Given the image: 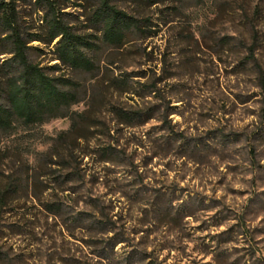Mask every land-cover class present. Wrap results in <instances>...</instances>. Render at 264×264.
<instances>
[{
    "label": "rangeland",
    "instance_id": "rangeland-1",
    "mask_svg": "<svg viewBox=\"0 0 264 264\" xmlns=\"http://www.w3.org/2000/svg\"><path fill=\"white\" fill-rule=\"evenodd\" d=\"M114 2L149 16L155 33L143 38L133 32L123 51L102 45L96 55L100 63L116 61L112 74L148 68L149 75L167 76L150 100L161 109L172 106L171 127L160 129L152 119L132 128L131 136L122 128L97 137L99 143L126 141L125 156L109 163L84 158L67 183L42 174L48 172L45 153L69 117L15 122L0 131V184L17 186L0 207V264H125L127 247L116 246L105 260L95 256L102 229L112 222V232L150 252L128 264H149L154 256L161 264H264V119L255 67L264 77V0H166L150 7ZM160 10L167 15L158 19ZM165 18L170 22L156 27ZM252 41L254 63L247 57ZM68 74L82 83L90 78ZM112 100L132 104L124 93ZM84 108V100L69 107ZM171 132L181 133V149L164 143ZM135 143L141 147L132 152ZM63 172L56 167L47 176ZM50 201L61 204L55 215L42 208ZM92 218L100 221L90 224Z\"/></svg>",
    "mask_w": 264,
    "mask_h": 264
},
{
    "label": "trees",
    "instance_id": "trees-1",
    "mask_svg": "<svg viewBox=\"0 0 264 264\" xmlns=\"http://www.w3.org/2000/svg\"><path fill=\"white\" fill-rule=\"evenodd\" d=\"M131 1L136 6L150 7L166 0ZM166 7L162 9L166 10ZM159 13L158 19H161L159 15H167L162 10ZM169 22L165 18L157 20L155 25ZM152 23L149 16L119 8L114 0H0V131L9 130L15 122L33 125L55 117L70 118L68 128L56 135L45 153L44 167L48 172L42 175H46L49 181L55 182L57 177L61 178L58 183L73 180L74 170L80 169L85 163L84 158L109 163L118 155L125 156L126 141L118 145L109 141L99 143L96 139L99 136L110 137L111 130L123 128L131 136L132 128L152 119L159 120L160 129L171 127L167 117L172 113V106L165 104L161 109L150 100L158 97L156 85L167 76L149 75L148 68L128 72L119 70L118 74H112V68L118 67L116 61L110 59L100 63L96 55L102 45L123 51L124 45L129 42V34L133 32L143 38L154 35L155 30L150 29ZM256 35L254 31L252 39ZM253 50L252 41L248 45L247 57L254 63ZM149 54L143 48L142 56ZM38 56L46 57L47 63L53 62L41 64L42 60L34 59ZM255 67L262 90L261 118L264 119V77L260 67ZM69 72L89 73L90 78L82 83L71 77ZM81 90L83 98L79 97ZM123 93L127 94L132 104L112 100L116 94ZM81 100L85 104L82 111L69 109ZM103 108L102 116L100 109ZM147 132L138 139L141 141L144 134L148 135ZM170 135L173 137L164 143H177L181 149V133L171 132ZM91 140L93 145L89 144ZM139 147L141 145L135 143L132 152ZM56 167L64 172L47 176ZM49 186V183L45 184L42 190ZM16 189L17 186L11 182L0 184V207L6 193ZM41 205L46 212L55 215L61 204L50 201ZM89 221L95 224L100 220L92 218ZM113 226L114 222L102 229L106 235L100 240L96 257L107 259L115 253L116 246L128 248L122 258L125 264L134 257L139 261L149 257H140V253L150 255V252L138 250L132 238L123 233L112 232ZM149 261V264L162 263L157 256Z\"/></svg>",
    "mask_w": 264,
    "mask_h": 264
}]
</instances>
